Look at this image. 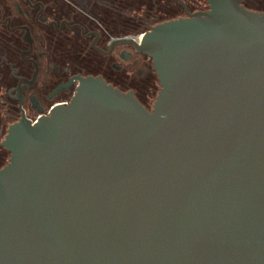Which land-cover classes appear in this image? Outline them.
Returning <instances> with one entry per match:
<instances>
[{
    "label": "water",
    "instance_id": "1",
    "mask_svg": "<svg viewBox=\"0 0 264 264\" xmlns=\"http://www.w3.org/2000/svg\"><path fill=\"white\" fill-rule=\"evenodd\" d=\"M150 27L151 110L101 78L10 125L0 264H264V13Z\"/></svg>",
    "mask_w": 264,
    "mask_h": 264
},
{
    "label": "flooded vegetation",
    "instance_id": "2",
    "mask_svg": "<svg viewBox=\"0 0 264 264\" xmlns=\"http://www.w3.org/2000/svg\"><path fill=\"white\" fill-rule=\"evenodd\" d=\"M148 1L149 8L128 14L125 25L124 0H0V143L22 116L34 122L67 104L76 77L101 78L121 92L143 94L154 73L151 61L131 43H112L136 40L161 24L157 20L209 10L208 0ZM240 5L264 13V0Z\"/></svg>",
    "mask_w": 264,
    "mask_h": 264
},
{
    "label": "trees",
    "instance_id": "3",
    "mask_svg": "<svg viewBox=\"0 0 264 264\" xmlns=\"http://www.w3.org/2000/svg\"><path fill=\"white\" fill-rule=\"evenodd\" d=\"M148 0H124L123 3V13H124V23L125 25L130 22V19H128V14L137 13L138 11L147 10L150 6V4L147 2ZM110 12V10H108ZM168 19H161L157 20L156 23H163L167 22ZM152 75V74H151ZM151 75L147 77V90L142 94L140 92L135 93V98L138 100V102L147 109V102L148 100L152 99L155 96L154 88H153V78H151ZM128 89H131L128 88ZM124 91V90H122ZM140 93V94H139ZM3 126L2 124H0ZM2 158V160H1ZM9 160V154L5 152L4 149H0V169L5 166L4 163Z\"/></svg>",
    "mask_w": 264,
    "mask_h": 264
},
{
    "label": "rangeland",
    "instance_id": "4",
    "mask_svg": "<svg viewBox=\"0 0 264 264\" xmlns=\"http://www.w3.org/2000/svg\"><path fill=\"white\" fill-rule=\"evenodd\" d=\"M130 64V63H129ZM129 64H127V65H125V67H129L130 68V66H129ZM150 64V63H149ZM135 75V74H134ZM136 77H138V76H140V74L138 75V74H136L135 75ZM151 78H153V88H154V92H155V96L153 97V100L151 99H149L148 100V102H147V109L148 110H151V108H152V105H153V103H154V100H155V98H156V96H157V93H158V91H159V87H158V83H157V79H156V77H155V75H154V73L151 75ZM140 94V93H139ZM5 134H6V132H5ZM3 139V138H2ZM8 161H6L5 163H4V165L7 163Z\"/></svg>",
    "mask_w": 264,
    "mask_h": 264
}]
</instances>
